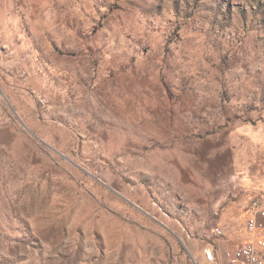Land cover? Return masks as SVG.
<instances>
[{
    "label": "rangeland",
    "instance_id": "rangeland-1",
    "mask_svg": "<svg viewBox=\"0 0 264 264\" xmlns=\"http://www.w3.org/2000/svg\"><path fill=\"white\" fill-rule=\"evenodd\" d=\"M254 141L264 0H0V264H206Z\"/></svg>",
    "mask_w": 264,
    "mask_h": 264
},
{
    "label": "crops",
    "instance_id": "crops-1",
    "mask_svg": "<svg viewBox=\"0 0 264 264\" xmlns=\"http://www.w3.org/2000/svg\"><path fill=\"white\" fill-rule=\"evenodd\" d=\"M264 141H254L256 147L261 146ZM244 151L243 156L235 160L237 166L244 170V184L248 191L239 197L234 202L237 212L236 223L233 229H227L224 240L217 245L218 252L223 254L225 251L234 248V246L244 245L248 243H256L260 230L249 231L247 221L254 216L251 208V198L264 194V161L258 158L257 151ZM249 198V200L247 199ZM249 213L248 219L244 222L242 216Z\"/></svg>",
    "mask_w": 264,
    "mask_h": 264
},
{
    "label": "built area",
    "instance_id": "built-area-1",
    "mask_svg": "<svg viewBox=\"0 0 264 264\" xmlns=\"http://www.w3.org/2000/svg\"><path fill=\"white\" fill-rule=\"evenodd\" d=\"M251 208L254 216L247 221V228L249 231L260 230L256 243L238 245L223 254L218 252L215 244L209 245L203 253L206 264H264V195L254 198ZM213 235L224 236L220 228H216Z\"/></svg>",
    "mask_w": 264,
    "mask_h": 264
}]
</instances>
